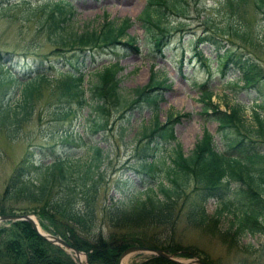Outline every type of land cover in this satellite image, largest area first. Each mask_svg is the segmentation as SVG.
<instances>
[{
	"label": "trees",
	"instance_id": "1",
	"mask_svg": "<svg viewBox=\"0 0 264 264\" xmlns=\"http://www.w3.org/2000/svg\"><path fill=\"white\" fill-rule=\"evenodd\" d=\"M226 1L228 6H236L242 0ZM254 3L261 10L264 8V0H254ZM72 6L69 0H54L39 9L30 10L38 14L39 24L58 45L54 51L61 54V60L49 62L51 74L42 66V61L36 63L34 69L26 64L28 69H25L26 65L19 68L13 60H0V66L5 68L0 74V126L6 133L16 135L20 131L32 116L46 87L54 98L44 104L53 107V113L66 117L73 112L72 103L84 105L89 108L90 127L95 129L107 127L108 104L118 107L127 103L120 91L118 70L121 66L118 62L101 63L87 70L86 73H90L88 79L84 77L85 71L81 66L86 65L87 58L95 60L87 52L99 45L111 47L114 43H122L136 50V35L124 34L128 37H122L131 24L130 19L125 17L117 23L106 15L98 28L88 22L82 27L74 19ZM166 10L182 16L187 11L186 0H146L139 13L140 20L145 23V31H150L149 24L158 28V34L152 33L158 52L166 45L168 34L173 33L169 26L160 24ZM180 25L178 21L173 27L177 29ZM244 28L241 25L240 29L232 31L241 36ZM209 30L207 34L198 35L197 40L216 43V30ZM222 31L228 33L229 30ZM227 47L218 54V65L222 68L237 66L245 84L256 91L259 102L251 105V123H247L242 116L244 106L241 103H233L224 110L218 107L217 102L209 107L212 91L203 88L200 98L204 106L201 111L214 114L223 150L214 144L212 134L205 132L190 152L184 154L174 138L172 127L160 125L155 114L151 126L142 125V133L154 135L156 129L163 130L159 133L161 138L152 142L155 151L143 153L138 160V171L142 175L140 181L129 179L130 185H122L117 180L114 184L117 196L111 194L108 201L101 204L99 182L102 173L99 170L102 148L78 136L63 138L62 135L63 145L81 148V152L63 154L52 146L51 159L44 163L31 157L29 151L17 170L21 171L26 164L25 171L16 172L9 178L3 193H0V213L31 210L43 229L85 251L88 264H117L120 252L130 244L157 246L184 256H199L194 245H182L172 237L181 214L192 226L209 228L220 241L229 245H238L248 233L264 231L262 69L258 62L242 59L243 53L235 51L232 44ZM63 49L70 52L65 55ZM195 53L201 55L197 48ZM60 63L62 66L56 65ZM64 64L67 66L62 68ZM164 79L166 77H157L152 71L148 82L134 88V91L138 98L156 107L158 95L149 92L161 86ZM171 115L169 121L175 117ZM14 178L17 181L11 180ZM190 183L196 189L185 192ZM210 196L216 200L212 213L205 210V202ZM187 197L189 199L185 201ZM219 222L222 226L218 225ZM4 223L0 227V263L78 264L61 246L39 236L26 220H7ZM104 226L108 227L106 232ZM160 227L164 229L159 230ZM200 258L215 264L207 257ZM131 264L180 263L146 254Z\"/></svg>",
	"mask_w": 264,
	"mask_h": 264
},
{
	"label": "rangeland",
	"instance_id": "2",
	"mask_svg": "<svg viewBox=\"0 0 264 264\" xmlns=\"http://www.w3.org/2000/svg\"><path fill=\"white\" fill-rule=\"evenodd\" d=\"M51 1L54 0H0V60H13L19 68L28 64L33 69L36 63L42 61L41 64L46 71H50L48 68L50 61L55 63L61 60V54L54 51V47L58 45L39 24L38 14L30 11L32 8L39 9L41 5ZM69 1L75 12L74 19L82 27L88 22L87 24L98 28L106 15L117 23L125 17L130 19L131 24L124 30L122 37L136 35L134 43L137 46L136 50L122 43H114L111 47L99 45L87 52V55L93 56L95 60L87 58L86 65L81 66V70L85 71L84 77L88 79L90 73H86L87 70L101 63L118 62L121 66L118 70L120 91L127 103L118 107L108 104L107 127L95 129L93 126L90 127L92 121L88 114L89 108L84 105L72 103L73 112L66 117L53 113V107L44 103L54 96L49 95L48 87L44 88L32 116L16 135L6 133L4 127L0 126L1 194L9 178L15 176L16 172L25 171L26 164L22 166L21 171L17 170L29 151L32 153L31 157L40 162L51 159L49 154L53 151L52 146L63 154L81 152V148L63 145L61 141L62 135L63 138L78 136L102 148L99 202L101 204L107 202L111 194L115 196L118 194L114 189L117 180L122 185H130L129 179L140 181L142 175L138 171V160L143 153L155 151L152 142L156 138H161L159 133L161 134L163 130L158 128L154 135L151 133L143 135L142 125L151 126L155 114L160 125L172 127L174 138L180 143L184 154L190 152L205 132L211 133L214 144L223 150L224 144L214 114L201 111L204 106L200 98L202 83L213 90L209 107H213V103L217 102L218 107L224 110L233 103H241L244 106L242 116L247 123H251V105L259 102L256 91L245 84V79L237 66L229 65L222 68L216 58L223 52V48H228L227 46L232 44L235 51L243 53L242 59L254 60L260 64L261 80H264V8L262 10L258 8L254 0H242L236 3V6H228L226 0H186L187 11L182 16L175 11L166 10L160 24L169 26L173 33L166 37L167 43L161 52L155 48L152 36V33L158 34L156 32L158 28L154 24H149L150 31H145V23L139 18L146 0ZM178 21L181 25L176 29L173 26L178 24ZM241 25L245 27L243 34L237 36L232 30L240 29ZM209 28L216 30L214 33L217 42L198 41L197 36L207 34L210 32ZM224 29L229 30L228 33H224L222 31ZM196 48L200 50L201 55L195 53ZM69 52L70 50L63 49L65 55ZM28 65L25 69H28ZM56 65L62 66L61 63ZM66 66L67 64H64L62 68ZM4 71L5 68L0 66V74ZM152 71L157 77H166L163 83H160L161 86L149 92L158 95L156 107L138 98L134 91V88L148 82ZM51 72L52 70L50 74ZM53 73L56 74L55 70ZM170 114L171 117L175 116L171 121ZM261 114L264 115V108H261ZM72 142L76 143L75 140ZM161 145L169 146L167 143ZM85 150L86 147L83 152ZM11 180L17 181L15 178ZM193 186L194 184L190 183L184 191L191 192L196 189ZM188 199L189 197L185 201ZM215 201L214 196L206 200L205 210L208 213L213 212ZM17 202L24 204L22 201ZM12 212H27L34 216L29 209ZM220 222L218 225H221ZM4 224V221H0V227ZM162 229L164 228H159ZM104 230L106 232L108 227L104 226ZM172 237L182 245H194L198 251L197 255L207 257L215 264H264L263 230L244 235L238 245H229L220 241L209 228L200 229L192 226L186 221L184 214H181ZM144 255L146 252L142 251L131 253L122 264L137 262ZM175 256L187 257L181 254ZM71 257L77 261L73 254ZM80 258L82 263L86 264L83 254Z\"/></svg>",
	"mask_w": 264,
	"mask_h": 264
},
{
	"label": "water",
	"instance_id": "3",
	"mask_svg": "<svg viewBox=\"0 0 264 264\" xmlns=\"http://www.w3.org/2000/svg\"><path fill=\"white\" fill-rule=\"evenodd\" d=\"M26 220L30 226L33 228V230L42 238L46 239L47 241L51 243H55L64 249H66L68 252L74 253V255L78 258V264H84L81 262L80 255L83 254L85 257V263L86 262V254L78 249L77 247L70 244L68 241H66L64 238H62L59 235L53 234L51 232L45 231L40 228L37 220L34 218L33 215L27 213V212H4L0 213V221L3 220ZM146 252L153 255H159L162 256L168 260L174 261L176 263L180 264H209L205 262L202 258L198 256H191V257H178L175 256V252H171L167 250L166 248L157 247V246H149L144 244H131L126 246L119 254L118 256V262L117 264H122L123 260L126 259L128 255L135 252Z\"/></svg>",
	"mask_w": 264,
	"mask_h": 264
},
{
	"label": "bare ground",
	"instance_id": "4",
	"mask_svg": "<svg viewBox=\"0 0 264 264\" xmlns=\"http://www.w3.org/2000/svg\"><path fill=\"white\" fill-rule=\"evenodd\" d=\"M124 263H125V262H124ZM124 263H123V264H124Z\"/></svg>",
	"mask_w": 264,
	"mask_h": 264
}]
</instances>
